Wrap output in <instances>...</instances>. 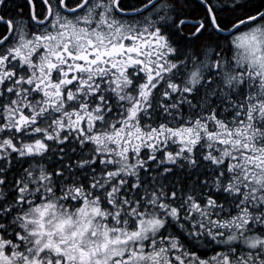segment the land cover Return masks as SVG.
Here are the masks:
<instances>
[{"label":"snow or ice","instance_id":"snow-or-ice-1","mask_svg":"<svg viewBox=\"0 0 264 264\" xmlns=\"http://www.w3.org/2000/svg\"><path fill=\"white\" fill-rule=\"evenodd\" d=\"M0 264H264V0H0Z\"/></svg>","mask_w":264,"mask_h":264}]
</instances>
